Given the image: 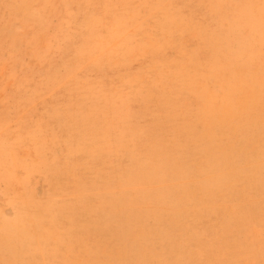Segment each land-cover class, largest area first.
Returning a JSON list of instances; mask_svg holds the SVG:
<instances>
[{"label": "rangeland", "instance_id": "obj_1", "mask_svg": "<svg viewBox=\"0 0 264 264\" xmlns=\"http://www.w3.org/2000/svg\"><path fill=\"white\" fill-rule=\"evenodd\" d=\"M0 264H264V0H0Z\"/></svg>", "mask_w": 264, "mask_h": 264}]
</instances>
